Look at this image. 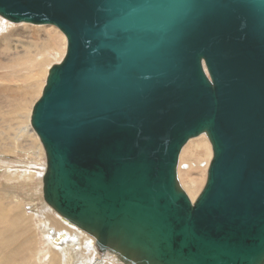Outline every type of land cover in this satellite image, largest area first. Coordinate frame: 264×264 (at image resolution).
<instances>
[{"label":"water","instance_id":"95a60500","mask_svg":"<svg viewBox=\"0 0 264 264\" xmlns=\"http://www.w3.org/2000/svg\"><path fill=\"white\" fill-rule=\"evenodd\" d=\"M55 25L32 125L45 202L122 264H264V0H0ZM206 134V183L178 179Z\"/></svg>","mask_w":264,"mask_h":264},{"label":"bare ground","instance_id":"6f19581e","mask_svg":"<svg viewBox=\"0 0 264 264\" xmlns=\"http://www.w3.org/2000/svg\"><path fill=\"white\" fill-rule=\"evenodd\" d=\"M0 17L3 18L1 15H0ZM3 19L6 20L5 18H3ZM7 21H9V20H7ZM9 22H11V21H9ZM11 23H14V22H11ZM15 24H19V23H15ZM38 26H41V25H38ZM47 26H55V25H47ZM63 35L65 36L64 33H63ZM7 38H8V40L10 39L9 37H7ZM65 38H66V50H67V37L65 36ZM18 40H20V38ZM21 43L22 44L17 43V44H13V45L11 44V45L12 46L17 45L15 47L16 48L17 47L21 48V50L24 52L27 49V47L25 45L27 42L23 41ZM28 48H35V52L34 51L30 52V51L27 50L24 53H17L18 54L17 60H22L23 61V60H27V59L31 58L30 60H32L33 63H34L33 68L36 67L35 70H37V72H38V80L39 81L35 82V83L33 82L32 84H30V83L27 84L28 82L27 83L24 82L26 85L24 84L25 86H24L23 90H21L20 86L17 87V88L12 87L10 82H14L13 80L15 79V76L18 74L19 71H22V70L28 71V67H22V68H19L17 70L14 67L13 63H12V61L15 58H13V57L11 58L9 55L8 56L7 55H3L2 56V54H1L2 52L0 53V69H1L0 70V158L6 157L7 155H9V154H7L9 152H12V151H14L16 149H21L23 147V145L20 144L21 141H23V143L25 142V145L28 144L30 146V148L33 149V150H36V147H38L40 149V151H42V153L40 152V156L41 157L43 156L42 155L43 151L45 153L44 146H43V144L41 142V139H40L39 135L37 134L36 130L34 129V127L32 125L31 119H32V113H33L34 105L41 98L42 93H43V89H44V87H43V89H41L42 86H43L42 85L43 83L41 82L42 78H40V72L41 71L39 70V66H41L40 64H42V63L39 62V58L40 57L44 58V54H48L51 51H54V50L57 51L59 49V46L56 43H53L50 39L48 40V38L47 39H45V38H43V39L35 38L33 41H30V44H29ZM7 49H10V47H8ZM7 49H6V51H7ZM65 53H66V51H65ZM65 53H63V54H65ZM38 56H40V57L38 58ZM36 58H38V59H36ZM48 73H49V70H48ZM47 76H48V74H47ZM1 79L3 81L4 80H9V81L1 82ZM24 80H27V79H24ZM46 81H47V77H46ZM45 84H46V82H45ZM41 90H42V92H41ZM36 92H37V94L35 96L33 93H36ZM31 97H32V99H30ZM34 98H36L35 99L36 101H33ZM29 99L31 101H28ZM33 102H35V103L33 104ZM31 107H32V112H30ZM16 114H18L20 116L19 119L15 118ZM3 116H5L6 119H4ZM29 117H30L31 127L34 129L35 133L37 134L43 149L37 143L35 138L32 139L31 142H29V140L31 138H33V134L31 133L32 131H31L30 127L27 126V122L29 121ZM13 132L17 133L16 137L19 138L18 142H14L13 141V136H12ZM192 139H194V138H192ZM209 142H210V140H209ZM210 144H211V142H210ZM185 145H184V147H186ZM188 146H193L195 149H203L204 151H206V155H208V161L205 163V166L207 168V164L209 162H211V159L213 157L212 145H211L212 154L210 152L209 143L204 138L198 139L197 141L191 140V142H189ZM186 148H184L183 155H185L187 153V149ZM33 150L31 152L34 153ZM180 155H181V153H180ZM11 156H13V155H11ZM45 158H46V153H45ZM179 159H180V157H179ZM4 161H6V160H4ZM29 161H32V160H29ZM22 162H23V160H22ZM31 163H33V162H31ZM46 164H47V158H46ZM9 166H11V165H9ZM11 168H12V166H11ZM21 171H23V170H21ZM25 171H28V170H25ZM25 171L23 173L25 178L28 177L29 179H31V178H35V177L40 175L39 172H32V171L31 172H25ZM11 177L9 176L10 181H13L14 178H11ZM6 183H8V182H6ZM195 183H196V180L191 178L190 182L186 186L187 189L190 191L189 193H191V197H192L193 200H195L194 199L195 198L194 195H196L195 193L198 191L197 185ZM43 185L44 184H43V177H42V193L44 191L43 190ZM2 190L3 189L0 188V194H4L2 192ZM7 194H8V192L6 193V195ZM32 196H33V194H31V200L32 199L34 200V198ZM0 197L2 198V196H0ZM43 200H44V197H43ZM44 202H45V200H44ZM8 203H10V202L8 201ZM21 204H22V202H21ZM45 204L47 206H49L46 202H45ZM35 207H36V204H34L32 206L33 210L37 209V208L35 209ZM42 208H43L42 211H41L42 213L47 211V208H46V206L44 204H43ZM10 211H11V208L8 205H5L4 207L0 208V217H2V216L3 217L7 216V218L10 217ZM26 216H28V215H27L25 209H23L22 207H18V208L16 207V210L14 211V215L12 217L13 218V220H12L13 222L11 221L12 223H9L8 221H6L5 223L8 222L9 225L6 224L7 227L4 226L6 228L0 229V264H41V262H42V264H46V263L47 264H50V263H52V264H60L63 261V257L66 258V262H67V259L69 257L70 258L71 257H75V256L78 255L77 253H84V254L88 253L89 255L93 254L91 251H89L87 249L88 247L85 248L87 246L88 242H89V246L91 247L90 248L91 250H93V249L96 250L97 249L96 240L95 239L91 238L90 236L88 238L87 236H85V233L77 232L76 230H74L76 233H72V235H69L67 231H62L64 229L65 225H63L60 221H58V219L56 217L51 216L50 214H49V216L46 215V214H41L40 216L42 218V221L44 223H46V225L43 224V226H44V234H45L43 241L46 244L47 254L45 253V255H43L44 254V250L42 251L41 249H38V247L40 246V243H39V240L36 239L37 235H38L37 230H38L39 227L38 228L35 227L34 223L32 221H30ZM64 220H62V221L65 222L66 224L69 223L66 219H64ZM50 222H52L55 225V227H56L55 229L53 228L51 230V227L48 224ZM0 223L4 224V222H0ZM68 225L69 226H71V225L75 226V225H73L71 223H69ZM48 229L50 230V233H48ZM59 229H62V230H59ZM61 231H62V233H61ZM48 234H50V235L47 236ZM52 234H55L54 238L51 236ZM81 234L85 236V237L83 236V240L81 239ZM85 238H86V240L84 242ZM64 241H71V242H74L76 244L75 245H73V244L72 245H70V244H66L65 245ZM30 251H31V253H30ZM75 251H78V252L76 253ZM48 252L50 254H48ZM29 253H30V255H29ZM86 254H85V256H86ZM89 255L87 257H89ZM44 256H46V258H47L46 261L43 260ZM85 256H84V258H85ZM102 256H103L102 257L103 259H99L98 258L100 262H103L102 264H114L115 261L117 262V264L121 263V262L118 261L117 257L114 256V254H112V253H106V254H103ZM30 257H32V258H30ZM79 257H81V256H79ZM91 257H93V256H91ZM105 258H108L109 261L104 260ZM79 259L81 260V258H79ZM72 260L75 263L74 259H72ZM59 261H60V263H59ZM81 262H82V260H81Z\"/></svg>","mask_w":264,"mask_h":264},{"label":"rangeland","instance_id":"374dc122","mask_svg":"<svg viewBox=\"0 0 264 264\" xmlns=\"http://www.w3.org/2000/svg\"><path fill=\"white\" fill-rule=\"evenodd\" d=\"M7 37H9L11 40L12 39L13 40L12 41L10 39L8 40ZM19 38H20V40H18ZM35 38H39V39H43V38L47 39L48 38V40L50 39L53 43H56L59 46V49L57 51L54 50V51L49 52L48 54H44V58L38 56V58L40 57L39 58V62L42 63V64L39 63L41 65V66H39V70L41 71L40 72V78H42L41 82L43 83L42 84L43 86H42L41 89H43V87L45 85V82H46V77H47L49 68L53 64L59 63L62 60V58L64 57V55H65V54H63L66 51V38H65V36L61 32V30H59V28H57L55 26H47V25L38 26V25H35V24L31 25V23L15 24V23H11V22H9L7 20H4L3 18L0 17V53L2 52L1 53L2 56L3 55H7V56L9 55L11 58L12 57L15 58L12 61V63H13L14 67L17 70L19 68H22V67H28V71H26V70L19 71L18 74L15 76V79L13 80L14 82H10L12 87H14V88H17V87L20 86L21 90H23L24 86L26 85L25 83L28 82L27 84H29V83L32 84L33 82L35 83V82L39 81L38 80V72H37V70H35L36 67L33 68L34 63H33L32 60H30L31 58L27 59V60H23V61L22 60H17V56H18L17 53H24L27 50L30 51V52H33V51L35 52V48H28L29 44H30V41H33ZM23 41L27 42L25 44L27 49L24 52L21 50V48H19V47L16 48L15 46H17V45L12 46L13 44H17V43L22 44L21 42H23ZM8 47H10V49H7ZM6 49H7V51H6ZM38 58H36V59H38ZM24 79H27V80H24ZM7 81H9V80H4L3 81L1 79V82H7ZM41 92H42V90H41ZM33 94L36 96L37 92L33 93ZM30 99H32V97ZM30 99L28 101H31ZM35 99L36 98H34L33 101H36ZM34 103L35 102H33V104ZM30 112H32V107L30 109ZM3 117H4V119H6L5 116H3ZM15 118L19 119L20 116L18 114H16ZM27 126L30 127V129L32 131L31 133L33 134V138H31L29 140V142H31V140L35 138L37 143L43 149L37 134L35 133L34 129L31 127L30 117H29V121L27 122ZM12 134H13L12 135L13 136V141L14 142H18L19 138L16 137L17 133L13 132ZM200 137L207 140V142L209 143L210 152L212 154L211 144H210L208 136L206 134L199 135V137L197 136L196 138L191 139V140L197 141L198 139H201ZM191 140L189 142H191ZM189 142L185 145L187 148L184 147V148L187 149V153L185 155H183V153H184V148H183V150L181 152V155H180L179 164H178V179H179L181 185L183 186V188L187 191V193H188L189 197L191 198V200L194 202L196 200V198L198 197L199 193L202 191V189H203V187H204V185L206 183L207 171H208L207 169L209 167L208 165H209L210 162L207 164V168H206L205 163L208 161V155H206V151H204L203 149H195L193 146H188ZM20 144L23 145V147L21 149H16V150H14L12 152H9V153H7L9 155H7L4 158H0V164H1L0 165V188L3 189L2 192L4 193V194H0V196H2V198L0 197V208L4 207L5 205H8L11 208L10 217H8V218H7V216L6 217H3V216L0 217L1 218L0 222H4V224H5L4 225L3 223H0V229H4V228L7 227L6 224L9 225V223H12L13 222L12 221L13 220L12 217L14 215V211L16 210V207L17 208L18 207H22L23 209L26 210V213L28 215L26 217L30 221H32L34 223L35 227H37V228L39 227L38 230H37L38 235H37L36 239H38L39 243H40V246L38 247V249H41L42 251L44 250V254L43 255H45V253L47 254L46 244L43 241L44 235H45L44 234V226H43V224L46 225V223H44L42 221V218L40 216L41 214H46L48 216L50 214L51 216L56 217L58 219V221H60L63 225H65L63 230L62 229H59V230L67 231L69 235H72V233H76L74 231V230H76L77 232L85 233V236H87L88 238L90 236L91 238L95 239L92 235H90L87 232L79 229L78 227L72 226V225L69 226L68 222H67L68 224L63 222L62 220H64V219L59 214H57V212H55L53 209H51L50 206H47L45 204V202L43 200V193H42V177H43V174L45 173V168H46L45 153L43 151V154H42L43 156L41 157L40 156V152L42 153V151H40V149L38 147H36V150H33V149L30 148V146L28 144L25 145V142L23 143V141H21ZM32 150L34 151L35 154L33 152H31ZM11 155H13V156H11ZM1 159L3 161L4 160H6V161L3 162ZM22 160H23V162H22ZM29 160H32V161H29ZM31 162H33V163H31ZM8 164L11 165L12 168ZM21 170H23V171H21ZM25 170H28V171H25ZM24 171L25 172H31V171L32 172H39L40 175L35 177V178L29 179L28 177H26V178L24 177V174H23ZM9 176L10 177L12 176L11 178H14V180L10 181ZM190 177L192 179L196 180L195 184L197 185V188H198V191L195 193L196 195H194V197H195L194 199L195 200L192 199L191 193H189L190 191L186 187L188 185V183L190 182V179H191ZM6 182H8V183H6ZM7 192H8V194L6 195ZM31 194H33L32 197L34 198V200L33 199L31 200ZM8 201L11 204L8 203ZM20 201L22 202V204H21ZM34 204H36V207H35V209L37 208L36 210H33V208H32V206ZM43 204L46 206L47 211L42 213L41 211L43 209L42 208ZM6 221H8L9 223L8 222L5 223ZM48 224L51 227V230L53 228L54 229L56 228L55 225L52 222H50ZM4 226H6V227H4ZM62 231H61V233H62ZM48 233H50L49 229H48ZM49 235L50 234H48L47 236H49ZM51 236L54 238L55 234H52ZM83 236L84 235L81 234V239L82 240H83ZM85 240H86V238L84 239V242H85ZM64 244L65 245L66 244L75 245L76 243L71 242V241H64ZM96 247H97V244H96ZM85 248H87L93 254L89 255L88 253L87 254L85 253L86 254V256H85L84 253H77L78 251H75L79 256H81V257H79L77 255L75 257H71L72 259H74L75 263L73 262V260L70 257L67 259V262H66V258L63 257V261L61 263L62 264H84V263L85 264H102L103 263V262L99 261V259H103L102 258L103 256L98 251V248L96 250H94V249L91 250L90 249L91 247L89 246V242H88V244H87V246ZM30 253H31V251H30ZM30 253H29V255H30ZM48 254H50V253L48 252ZM88 255H89V257H87ZM84 256H85V258H84ZM91 256H93V257H91ZM30 258H32V257H30ZM79 258H81L82 262H81V260ZM46 259H47L46 256H44L43 260L46 261ZM104 260L109 261L108 258H105ZM59 263H60V261H59ZM41 264H42V262H41ZM50 264H52V263H50ZM114 264H117V262L115 261ZM120 264H122V263H120Z\"/></svg>","mask_w":264,"mask_h":264}]
</instances>
